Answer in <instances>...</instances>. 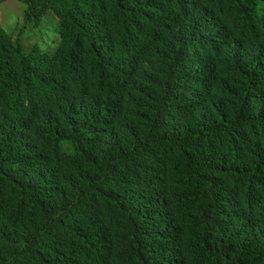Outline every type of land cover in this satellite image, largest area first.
<instances>
[{"label":"trees","instance_id":"trees-1","mask_svg":"<svg viewBox=\"0 0 264 264\" xmlns=\"http://www.w3.org/2000/svg\"><path fill=\"white\" fill-rule=\"evenodd\" d=\"M19 1L60 42L0 25V264H264V0Z\"/></svg>","mask_w":264,"mask_h":264},{"label":"rangeland","instance_id":"rangeland-1","mask_svg":"<svg viewBox=\"0 0 264 264\" xmlns=\"http://www.w3.org/2000/svg\"><path fill=\"white\" fill-rule=\"evenodd\" d=\"M25 5L19 0L0 2V25L14 40L22 43L32 62L37 50L53 53L59 46L58 20L47 10L38 25H33L23 17Z\"/></svg>","mask_w":264,"mask_h":264}]
</instances>
